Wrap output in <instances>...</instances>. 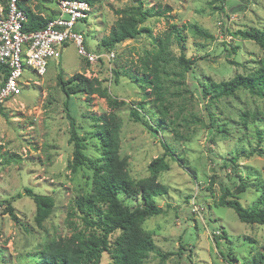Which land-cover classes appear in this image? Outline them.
Listing matches in <instances>:
<instances>
[{
  "label": "rangeland",
  "instance_id": "obj_1",
  "mask_svg": "<svg viewBox=\"0 0 264 264\" xmlns=\"http://www.w3.org/2000/svg\"><path fill=\"white\" fill-rule=\"evenodd\" d=\"M131 3L101 0L84 22L76 24L77 30L88 31L85 41L92 50L113 26L117 18L114 10ZM144 5L154 7L155 12H161L164 5L171 9L142 24L151 35L163 33L171 23L188 26L183 51L194 64L183 78L175 75L168 85L170 93L174 92L171 101L193 112L196 123L192 120L188 127H175L176 121L173 129L153 132L129 116L136 103H143L144 115L156 110L149 89L131 78L144 73L138 57L151 48L146 32L116 45L112 60L88 63L68 43L57 60L49 59L44 75L24 70L20 93L2 105L5 115L0 112V202L9 201L19 219V223L13 221L0 204V264H35L46 241L68 236L67 213L75 196L86 189L81 173L72 175L67 167L72 145L68 142L69 111L57 84L59 73L63 80L77 73L96 77L112 97L125 102L114 112L121 121L120 155L127 158L132 178L149 174L148 164L164 153L162 142L173 150V155L164 156L168 169L158 174V181L168 191L154 198L164 212L142 224L156 245L144 264H246L255 252L262 251L264 225L241 222L232 209L218 206L217 201L223 186L230 187L233 181L237 184L239 179L250 185L239 194L245 204L252 203L256 190L264 188V103L243 89L229 97L203 98L201 84L226 81L260 67L264 51L254 41L232 33L264 29V0H144ZM26 6L43 15L56 10L55 0H29ZM221 6L225 12L220 11ZM193 28L210 37L197 35ZM172 51L178 55V46L173 44ZM117 67L120 75L115 82L112 69ZM127 68L129 74H124ZM172 69L180 71L175 65ZM71 100V114L81 135L93 129V116L110 111L106 100L97 94L89 100L76 94ZM87 147V154L93 155V140H88ZM256 181L259 187L254 185ZM25 188L53 200L51 214L41 226L35 221L34 201L23 194ZM17 193L23 195L16 197ZM120 197L130 207L141 203L139 195ZM71 219L80 222L76 215ZM110 263V254L103 252L99 264Z\"/></svg>",
  "mask_w": 264,
  "mask_h": 264
},
{
  "label": "trees",
  "instance_id": "obj_2",
  "mask_svg": "<svg viewBox=\"0 0 264 264\" xmlns=\"http://www.w3.org/2000/svg\"><path fill=\"white\" fill-rule=\"evenodd\" d=\"M8 0H0L6 7ZM29 0H17L18 6L25 12L27 21L24 23V30L35 31L46 24L56 15V10L47 15L32 11L26 6ZM58 0H55L57 3ZM91 7L101 0H85ZM132 3L122 8H117L114 13L117 18L109 29L106 36L96 42L95 50L110 51L116 45L128 39L139 38L147 33L150 40V49H145L138 57L140 69L144 72L132 75L135 81L143 88H148L151 101L156 110H149L145 114L143 103H136L131 107L129 116L135 122H140L148 130L156 132L170 127L181 125L188 127V122L196 123L193 112H186L185 105L176 104L171 101L170 96L174 93L169 91L174 76L183 78L184 72L191 70L194 59L186 57L183 48L185 32L188 29L186 24L178 26L175 23L168 24L167 30L159 35H151L150 29L142 24L154 15L169 12L170 6L164 5L161 12H155L154 7L144 5V0H131ZM225 12V6L220 7ZM168 17H171L167 14ZM197 35L210 37V35L199 29H192ZM88 32V31H87ZM86 32V33H87ZM84 34L87 36L89 33ZM242 39L254 41L264 51V29L236 30L232 33ZM179 48V54L175 55L172 45ZM86 48L92 50L85 41ZM234 50V49H233ZM172 65L180 68L179 72L172 69ZM114 81L120 75L118 67L112 69ZM123 73L129 74V69ZM57 84L65 96L64 104L69 111V137L68 142L72 145V158L68 161L67 167L72 175L80 174L86 179V189L83 193L75 196L73 206L67 213V224L70 229L68 236L52 238L44 243L38 252V259L35 264H99L103 252H108L111 257L110 264H144L149 253L156 251V245L149 233L144 231L142 224L144 220L162 214L164 209L158 206L154 198L167 193V186L158 181L160 171L168 169L165 155H173V150L162 142L164 153L155 157L147 166L148 175L143 178L134 179L127 171V158L120 155L119 131L121 121L114 109L123 105L124 101H118L112 97L107 89L101 86L100 80L96 77H86L83 73L72 75L69 79L63 80L61 74L57 75ZM246 90L252 95L262 99L264 103V59L257 69L246 74H235L226 81L204 82L201 84V95L203 98L229 97L238 90ZM76 94H84L87 100L91 95L97 94L106 100L110 111L93 116V129L86 131L83 135L78 133L73 114H71V97ZM148 94V93H147ZM176 92L175 95H177ZM145 97H148V95ZM0 105V112H2ZM172 116L170 115V111ZM147 112V111H146ZM248 114V113H246ZM2 115L5 113L2 112ZM145 116V117H144ZM187 118H189L187 120ZM178 137L182 135L177 131ZM88 140L95 143V153L88 155ZM249 177V175H247ZM256 187L260 183L256 181ZM244 179H239L232 186H223L222 193L218 198L217 205L232 209L237 218L247 224L264 225V188L256 190L258 195L252 203L245 204L241 201L239 194L245 192L250 185H246ZM235 193H231V189ZM30 196L36 206L35 221L41 226L43 221L51 214L53 200L46 195L33 192L29 188L24 193ZM17 193L16 197L23 195ZM120 194L125 197L139 195L141 203L134 207L125 204ZM227 195L230 198H227ZM0 204L5 205V210L10 218L19 223L14 208L7 200ZM76 215L79 224L71 217ZM118 232L117 236H111ZM225 234V231H222ZM233 260L234 256L229 255ZM236 260V259H235ZM246 264H264V247L248 259Z\"/></svg>",
  "mask_w": 264,
  "mask_h": 264
},
{
  "label": "built area",
  "instance_id": "obj_3",
  "mask_svg": "<svg viewBox=\"0 0 264 264\" xmlns=\"http://www.w3.org/2000/svg\"><path fill=\"white\" fill-rule=\"evenodd\" d=\"M92 8L85 0H58L56 15L44 27L28 32L24 30L26 14L17 0H8L6 7L0 5V105L20 93L24 70L44 75L49 59L57 60L68 43L88 63L114 58V50L87 49L85 33L76 29Z\"/></svg>",
  "mask_w": 264,
  "mask_h": 264
}]
</instances>
